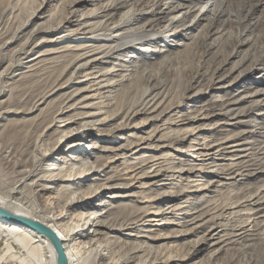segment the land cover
<instances>
[{
	"label": "bare ground",
	"instance_id": "bare-ground-1",
	"mask_svg": "<svg viewBox=\"0 0 264 264\" xmlns=\"http://www.w3.org/2000/svg\"><path fill=\"white\" fill-rule=\"evenodd\" d=\"M11 1H16L15 6L19 8L28 2ZM53 1L56 4L45 11L49 0H41L37 9L30 11L0 45V163L7 168L0 174V208L15 218L36 221L55 232L67 264H186L190 257H199L207 249L195 264H264V194L241 190L232 193L229 203L212 197L192 207L191 200L183 206L172 203L179 194L174 190L155 192L139 200L148 202V209L137 208L127 213L129 207L121 199L128 200L135 195L129 188L139 184L143 192L154 190L153 186L159 185V177L167 172L158 158L135 154L171 146L155 145L151 135L117 146L101 147L95 141L121 138L120 134L131 128L144 129L150 121L160 120L187 98L182 95L181 102L169 101L166 78L163 80L160 75L146 78V67L123 60L125 53L132 48L146 51L141 46L189 33L182 51L155 50L161 53L163 72L176 70L179 76L183 75L189 65L194 66L188 61L182 63L184 53H195L203 45L199 60L209 59L211 53L217 59L221 56L217 41L210 43L208 37L216 30L223 34V30L215 27L220 16L227 15L233 21V16L238 17L239 13H232L229 6L224 8L222 0ZM84 3L95 7L85 12L81 10ZM241 6L243 19L239 20L249 25L242 28L238 37L241 43L226 53L225 62L231 57L241 59L238 46L257 42L248 34L253 33L251 25H254L250 6ZM9 7L13 12L11 3L3 12ZM123 7L129 9L117 19ZM207 14L212 16V29L201 28L193 34L191 30ZM142 16H147V21L139 25L138 19ZM225 62L218 61L217 69L223 68ZM263 63L264 53L240 70L239 77L259 70ZM200 64H197V73L202 70ZM241 66L237 64V68ZM138 74L147 80L145 85L136 84ZM217 76L213 74L210 80L215 83ZM191 80H196L195 76ZM234 103L237 101L226 104ZM228 109H220V113L230 114ZM140 114L149 118L134 122ZM241 114L246 113L237 112L233 117ZM24 131L34 136L29 137L23 149L17 148L18 153L13 146L4 145L3 141L12 132L24 135ZM241 135H229L220 141L222 149H228L237 159L231 164L205 162L212 156V146H203L199 152L200 148L194 146L190 155L201 163L169 171L183 177L184 172L197 170L198 177L191 180L195 181L191 185L194 191L206 192L210 191L208 186L213 181L202 178L204 173L230 179L264 171L258 169L264 146H257L250 163L243 162L248 154L243 152L256 147H252V142H248L249 148L243 147L247 142L241 143ZM95 149L110 153L97 156ZM117 157L134 159L121 173L125 178L106 172L108 163ZM164 202L167 204L163 205ZM243 202L252 206L245 212L233 211ZM95 207L96 211H91ZM149 214L160 217L159 225L166 228L158 231L163 232L150 233L145 222ZM14 217L7 218L0 213V239L4 241L0 261L57 264L51 240L41 231L15 221ZM222 217L229 220L223 236L216 237L218 220ZM68 221H75L72 230L66 226ZM173 239L177 240L176 250L169 255L162 254L159 242Z\"/></svg>",
	"mask_w": 264,
	"mask_h": 264
},
{
	"label": "rangeland",
	"instance_id": "rangeland-1",
	"mask_svg": "<svg viewBox=\"0 0 264 264\" xmlns=\"http://www.w3.org/2000/svg\"><path fill=\"white\" fill-rule=\"evenodd\" d=\"M40 1L41 0H28L26 4L19 8L18 6H15L16 1L12 2L11 0H0V45L2 44L3 40L13 34L15 28L20 24L21 20L25 19L28 16V13H30V11H32L33 9H37ZM103 1L104 0H101V2ZM222 1L224 2V8H228L229 6V8L232 9V13H239V16H233V21L229 20L227 15L220 16V18L215 23V27L218 26L220 30H223V34H221L222 32L220 33L219 31H217L216 28H214V30L216 31H212L208 37V42L211 43L217 41V44L220 46L219 52L221 53V56H219L218 59L215 57V55H213V53H211V55L208 56L209 59H206L207 61L199 60L201 58H199L198 55L199 53H203L204 50V48H201L203 45H201L200 47H198V49H196L195 53H189L188 51L183 54L185 58H183L182 63L188 61L194 64V66L192 67L189 64H186L187 66L189 65L187 73L179 76L176 70L163 72L160 65L161 53H158V51L156 52L155 50L158 49L159 52L163 49H169L173 52L182 51L184 44L187 43L190 36L189 33L186 32H184L183 34H179L176 37H169L167 41L159 40L155 45L145 44L141 46L143 48H147L146 51L132 48L127 53H125V55H123V60H130L135 64L139 63L140 67L142 68L146 67L148 71L145 75L146 78L156 77L159 75L163 80L164 78H166L169 85V101L172 100V102H181L183 101L181 97L182 95L187 97L186 99H184L181 106L168 111L161 117L160 120L152 122L150 121L149 125L144 129L136 130L131 128L122 132L120 134L121 138L119 137L118 139L115 138L95 140L97 141L99 146L106 147L115 145L117 146L124 143H132L134 141H139V137L141 136L146 137L151 135V140L155 145L161 146L167 144L171 146L156 147L153 150H142L139 153L135 154L136 156L141 157H144V155H149L158 158V160L161 161V167L166 168L167 172H164V175L159 177V185L153 186L155 187L154 190H144L143 192V188L138 187L140 186L139 184H136L135 186L129 188V191H131L130 193H133L135 195H131L128 200L121 199V201H123V203H126L129 207L127 213H130L137 208H141V210L148 209V202H141L139 200H142L141 197L143 196L149 198L150 196L155 195V192H166L174 190L179 194L176 195V200L172 203H177L178 206H183L189 204L187 201L191 200L192 207L198 206L205 199L210 200L212 197L216 199L220 198L219 200L222 203H229L230 198L233 197L232 193L239 192L241 190H247L250 192V194H264V171L258 172V174L252 176L236 175L235 178L230 179L216 178L211 174L204 173V177L202 178H204L205 180L213 181L210 186H208V189L210 190L209 192L194 191L195 187L191 184H193L195 181L191 180H194L198 177L196 176L197 170L194 171V173L184 172L183 177L180 176V173L177 174L169 171L174 167V169H178L179 167L183 166H192L190 164H200L201 160H197L190 155L194 151L191 150L194 146H196V148H200L197 149L198 152L203 151V146H212L210 150L212 156L205 162L210 163L214 161L220 164H231L237 159H234V155L232 154V152H229L228 149L223 150L220 143L222 138L229 135H241L243 133V135H241L242 138L240 139V141L241 143L247 142L243 145V147L249 148L251 143L248 142H252L255 144H253L252 147L256 148H250L243 152L246 154L248 153L246 157H243L245 158L243 162L247 160V162L250 163L249 158L252 157L253 154H255V152L259 148L257 146H264V127L261 129L258 128V130H256V127L264 126V79H262L264 78V63L260 64L259 70L251 73L250 75L239 77L240 72L244 68L246 69L248 65L253 63V60H256L261 54L264 53V0ZM56 2L57 1L49 0V3L45 5L44 10L48 11L51 5L56 4ZM8 3H11V7H14L13 12L10 7L6 10V12H3L4 9L8 6ZM242 4L250 6V19L255 26L251 25V28H253V33L251 34L248 32V34L254 38V41L257 42L255 45H253L252 43H246L238 46L237 48L239 51V55H241V59L240 56L231 57L227 60V62H225L227 59H225L227 55L226 53L229 52L233 46L240 45L241 42L239 41L238 37L241 35L240 32L242 28L249 25L247 24V22L243 23L239 20L243 19V14L239 11L243 9L241 6ZM94 7L95 6L91 5L90 3H84L81 6V10L88 12ZM128 9L129 7H123L119 9L117 19L120 18V15L123 12H126ZM16 14L18 15L16 16ZM210 17L212 16H210L209 14H207V16H203V19L199 21V23L195 26L196 28L191 30V32H193V34H196L201 28L206 31L211 30L212 28ZM146 21L147 16H142L138 19L139 25L142 23H146ZM243 39H245V37ZM11 45L14 46L13 44ZM138 47L140 46L137 45V48ZM194 59L195 61H193ZM218 61H223L226 63L223 68L219 70L217 69V67L219 66L217 64ZM198 63H203L202 65L200 64L202 70L199 73L196 72ZM237 64L238 66L239 64H241L242 66L237 68ZM110 66H112V63L109 64V67ZM211 67L213 68V70ZM213 74L218 75L215 78V83L210 80L212 79ZM194 76L196 80L192 81L191 78ZM145 77H143L141 74H138V76L135 78L137 80L136 84L145 85V82H147ZM232 101H237V103L230 105L226 104ZM228 108L231 111L230 114L220 113V109L223 110ZM237 112H245L246 114H241L234 118L233 114ZM142 118L148 119L149 116L140 114L134 122H139ZM19 132H12V135L3 141L4 145L13 146V149L17 151V153L19 152L17 148L20 147L23 149L25 144L29 142V137L34 136V134L28 135L25 131L24 135L19 134ZM94 151L97 156H105L106 153H110H104L103 151H100L98 149H95ZM132 158L133 157H130L128 159L124 157H117V159H115L113 162L108 163L109 166L106 169L107 174L110 175L115 173L117 178H125L126 175H121V173L127 169V167L130 165V161H134V159ZM260 159V165L258 169L264 170V153L260 154ZM105 160L108 161L109 159ZM228 166L230 165H227V167ZM5 169H7L5 165L0 163V174H4ZM198 174L202 173L198 171ZM228 177L230 176H227V178ZM120 181L131 182L130 180ZM166 204L167 202L163 203V205ZM250 206H252V204L243 202L235 209H233V211L238 213L245 212L248 208H250ZM96 209L97 208L95 207V209H91V211H96ZM124 211H126V209H124ZM170 218H174V216ZM210 218L208 219L210 220ZM147 219L149 220L145 222L148 224L147 227L151 229L150 233L157 235L163 232L158 231V229H160L161 227H165L164 225H159L162 222V220H160V217H157L154 214H149V216H147ZM228 220L229 217H222V219L218 220L219 227L217 231L219 233L215 235L216 237L220 235L223 236L226 229L225 223H227ZM74 222L75 221H68L66 226L70 230H72L75 226ZM125 238H128V236H125ZM176 241L175 239H173L172 241L161 240L159 242V244H161V248L160 250H158L161 251L162 254L169 255L170 252L176 250ZM3 243V239H0L1 246L3 245ZM207 250L203 251L199 255V257H190L188 260H186L185 263L195 264V262H198L199 259L208 252ZM207 258L208 257L204 259Z\"/></svg>",
	"mask_w": 264,
	"mask_h": 264
},
{
	"label": "water",
	"instance_id": "water-1",
	"mask_svg": "<svg viewBox=\"0 0 264 264\" xmlns=\"http://www.w3.org/2000/svg\"><path fill=\"white\" fill-rule=\"evenodd\" d=\"M0 213L2 215H5L7 218H12L11 214L4 211L2 208H0ZM15 218V217H14ZM13 218V219H14ZM15 221L19 223H25L32 227L33 229L41 231L43 234H45L52 242L53 246L55 247L56 253H57V264H67V257L65 255V252L63 250V246L60 242V239L58 238L57 234L55 232H51L50 230L46 229L36 221H31L25 218H15Z\"/></svg>",
	"mask_w": 264,
	"mask_h": 264
},
{
	"label": "built area",
	"instance_id": "built-area-1",
	"mask_svg": "<svg viewBox=\"0 0 264 264\" xmlns=\"http://www.w3.org/2000/svg\"><path fill=\"white\" fill-rule=\"evenodd\" d=\"M2 251H3V245L2 246L0 245V255H1ZM0 264H17V263L15 261L10 260V259H5V260H1Z\"/></svg>",
	"mask_w": 264,
	"mask_h": 264
}]
</instances>
